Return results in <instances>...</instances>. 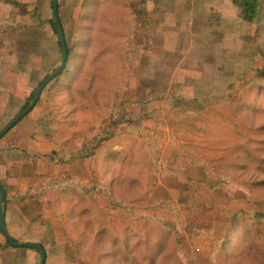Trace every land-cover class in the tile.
Returning <instances> with one entry per match:
<instances>
[{"label": "rangeland", "instance_id": "rangeland-1", "mask_svg": "<svg viewBox=\"0 0 264 264\" xmlns=\"http://www.w3.org/2000/svg\"><path fill=\"white\" fill-rule=\"evenodd\" d=\"M61 1L66 5L62 19L70 44V20L65 17L75 9V4L83 0ZM191 1L193 10L189 11ZM144 3L145 12L129 42L132 49L130 80L128 87L121 91L118 109L115 108V126L111 115L100 119L101 132L92 150L101 156L106 155V159H101L102 165L99 163L98 166L94 157L88 166L77 164L87 168L91 177L88 185L93 182L91 173L95 174L96 182L103 184L99 171L101 166L106 167V176L116 166V162L110 160V153L122 150L132 138L139 136L135 127L127 133L121 132L126 125L117 119L120 115H141L143 119L136 125L141 126V135L147 136L145 144L157 156V173L155 178L143 181V193L134 191L131 208L140 214L175 222L181 235V247L175 250L172 243L166 242L162 252L167 259L160 264H215L214 253L219 247V237L227 229L232 213L245 201L264 198V161L257 166L242 151L243 147L251 155L264 159V145L259 142L264 141V129L259 128L264 125V113L250 115L246 136L242 138L229 130L232 126L224 115L215 110L203 113L201 110L206 105L234 99L241 80L250 71L264 69V56L259 53L255 40L257 24L244 21L232 0H144ZM30 8L36 9V17L16 13L12 19L13 10L0 3V22H3L0 24L8 21L20 25L36 22L31 25L34 30L0 41L1 49L10 50L8 56L7 51L1 52L0 88L10 98L0 102V129L23 106L29 108L34 105L18 124L19 129L25 128L32 135L27 152L6 151L3 145L0 152V182L6 190L7 227L24 241L33 238L34 225L49 220H36L45 207L48 194L24 202L20 201V196L27 190L35 192L44 179L54 180L60 176L79 179L76 163L56 165L53 159L47 167L50 172L44 170L40 173L37 166L41 159L31 158L39 155L40 149H46V143H49L42 142L46 138L48 121L46 93L40 101L41 95L36 103L30 101L29 78L20 74H29L37 60V78L45 70L39 57L44 55L47 61L50 57H57L58 40L46 20L52 19L50 0H39L38 6L27 7ZM188 15L192 22H185ZM72 16L76 14L73 12ZM260 25H264V18ZM6 32L9 30L1 31L2 35ZM46 39L49 48L54 50L50 54L44 44ZM258 45L264 50V31ZM19 63H24V66ZM63 98L69 100L66 88L60 98L61 103ZM70 106L80 107L81 104L75 105L71 101ZM108 132L119 134L110 137ZM140 153V148H137L135 160ZM39 174H42L41 178L37 177ZM216 174L224 182L218 180ZM95 197L110 229L104 230L102 241L111 246L113 225L112 231L117 237H129L131 253L140 261L145 256L144 247L156 240L155 225L146 220L145 228L141 230L139 223L131 220L123 209L109 205L98 193ZM160 200L170 202L181 220L169 214L167 205L157 207ZM245 210L251 211L249 208ZM260 211L264 212V209ZM80 237L85 246L94 244L90 228L81 230ZM146 238L148 242L144 240ZM52 240L53 232L44 243L49 246ZM120 241V238L116 239V243ZM1 242L4 243L2 236ZM28 253L32 252L0 248V264H39L37 254L33 253L31 258ZM78 262L83 263L81 260Z\"/></svg>", "mask_w": 264, "mask_h": 264}, {"label": "trees", "instance_id": "trees-1", "mask_svg": "<svg viewBox=\"0 0 264 264\" xmlns=\"http://www.w3.org/2000/svg\"><path fill=\"white\" fill-rule=\"evenodd\" d=\"M38 1L0 0V3L13 10L10 16L13 19L16 13L36 17V9H27V7L33 4L38 6ZM57 1V16L64 33L68 56L64 69L46 86L39 99L40 101L43 94L46 93L44 97L47 102L48 121L45 139L55 146L56 151L31 157L33 159L40 158L41 164L37 168L38 170L44 168L47 172H50L47 167L50 162L54 161L53 159H55L56 165L84 163L86 166L89 165L92 157L96 159L97 166L99 163L102 165L101 159H106V155L101 156L98 152H92L94 142L101 132L100 119L111 115L112 125L115 126L113 119L117 118L115 117L116 109H118L116 108L117 103L121 91L128 87L130 80L129 62L132 49L129 47V42L137 27V22L145 12L144 0H83L81 3L75 4V9H71L69 15L65 17L67 21L70 20L71 41L69 44L62 19L66 5L61 0ZM232 4L240 10L244 21L257 24L255 40L259 53L264 56L263 48L258 45L264 31V25H260V21L264 18V0H232ZM73 12L76 16H72ZM46 20L55 36L52 19ZM35 23L34 21L30 24L20 25L8 21L0 24V41L11 35L18 36L22 32L28 33L34 30L31 25ZM2 29L9 30V32L2 35ZM56 43L57 57L54 59L50 57L48 61L44 55L39 57L45 70L37 78L36 75L39 71L37 60L34 61L29 74H20L29 78V97L61 63L60 46L58 42ZM44 44L49 54L54 51L49 48L47 39ZM2 51H7L8 56L10 50L0 47V63L3 56ZM51 62L53 64L49 66ZM7 63L10 64V59ZM19 64L24 66V63ZM43 72L45 73L43 74ZM64 88L68 90L70 101L63 98L61 99L63 103H61L60 98ZM7 98L10 97L5 96L0 88V102ZM71 101L75 105L81 104V106L72 107L70 106ZM211 110L224 115L232 126L229 130L244 138L250 115L260 116L264 113V69L250 71L247 77L241 80L234 99L206 105L201 112ZM118 114L120 113L118 112ZM120 116L117 119L118 122L126 125L121 128V132L127 133L135 127L139 136L137 133L138 137L132 138L131 142L126 143L125 148L110 153V160L116 162V166L107 176L106 167L101 166L99 171L103 176V184L95 181L94 173H91L93 181L91 185L82 184L78 179L60 176L54 180H42L35 192L27 190L19 199L24 202L44 193L48 194L45 207L36 216V220L44 218L50 220L53 240L49 242V246H57L65 241L71 242L79 260L83 262L82 264H110L112 261H117L118 264H160L167 259L162 252V247L166 242H170L175 250H179L182 241L181 235L174 221L151 214H140L131 208L134 191L138 190L143 193V181L156 177L158 159L145 144L147 136L141 135V126L136 125L143 117L141 115ZM20 121L0 139V152L3 150L2 145L6 151L11 149L20 153L27 152L29 138H32V135L25 128H18ZM259 128L264 129V125ZM107 134L115 136L119 133L108 132ZM259 142L264 145V141ZM137 148H140L141 153L140 157L135 160ZM242 151L248 156L251 163L257 166L262 165L263 158L251 155L243 147ZM41 176L42 174L37 175L38 178ZM216 177L224 182L218 174ZM2 187L6 196L3 184ZM96 193L102 196L109 205L123 209L131 220L139 223L141 230L145 228L146 220L155 225L153 231L156 240L151 245L144 247L145 256L140 258V261L131 253L132 248L128 244L129 237H117L112 231L113 225L111 234L114 240L111 246L108 247L102 241L105 236L104 230L110 229L106 226L107 218L102 214L103 210L96 200ZM261 202L264 204V198L245 201L232 213L227 229L219 237V247L214 253L215 264H264V212L260 211L264 209V205L261 206ZM164 205H167L166 209L169 214L180 219L170 202L160 200L156 204L160 208H164ZM247 208L251 211L245 210ZM3 211L5 218L6 205L3 206ZM5 224L9 235L15 242H26L18 237V233H11L8 230L6 219ZM88 228L91 229L94 238V244L91 246H85L80 237L81 230ZM0 236L3 237L1 232ZM117 238L121 239L119 243H116ZM3 240L4 243H0V248L4 251L20 250L36 253L40 260L37 250L13 248L4 237ZM144 240L148 242L147 238ZM46 245V243L41 244L43 249ZM74 264H79V262Z\"/></svg>", "mask_w": 264, "mask_h": 264}, {"label": "water", "instance_id": "water-1", "mask_svg": "<svg viewBox=\"0 0 264 264\" xmlns=\"http://www.w3.org/2000/svg\"><path fill=\"white\" fill-rule=\"evenodd\" d=\"M51 8H52V22L53 26L56 32V37L58 40V44L60 46V51H61V63L59 66L52 72L50 73L39 85V87L35 90V92L32 94L30 101L32 100L33 103H36L43 91V89L46 87V85L52 81L56 76H58L61 71L64 69L66 61H67V48H66V43H65V38H64V33L61 27V24L59 22L58 16H57V8H58V2L57 0H51ZM33 104L29 107L26 108L24 106L22 109L18 111V113L9 121L5 127H3L0 130V139L8 132L10 131L32 108ZM6 197H5V191L2 187V184L0 182V232L3 235L4 239L7 241V243L13 247V248H27L30 250H37L39 252L40 260L39 264H45L46 261V254L41 246V244L37 242H20L17 243L13 240V238L9 235L7 229H6V224H5V218H4V211H3V206L5 205Z\"/></svg>", "mask_w": 264, "mask_h": 264}, {"label": "crops", "instance_id": "crops-1", "mask_svg": "<svg viewBox=\"0 0 264 264\" xmlns=\"http://www.w3.org/2000/svg\"><path fill=\"white\" fill-rule=\"evenodd\" d=\"M188 9L189 11L193 10L192 1ZM185 22H192L189 15L187 16V19L185 18ZM46 141L47 140L44 139L42 142L46 143ZM46 146H47L46 149H40L41 150L40 151L39 146L37 145L38 150L41 152L39 155L52 152V151H56V148L54 145L46 143ZM76 170H77V176L79 178L78 180L82 184L88 185L91 181V177L85 165L77 164ZM43 171H44L43 168L39 170L40 173ZM52 232L53 231H52L50 221L49 220L42 221L33 226V234H34L33 238H31L29 241H26V242H37L39 244L44 243L46 239L52 236ZM44 251L46 254L45 264H74L79 261L77 252L74 246L69 241L61 242L57 246H51V247L46 246ZM27 255L32 258L33 253H28Z\"/></svg>", "mask_w": 264, "mask_h": 264}]
</instances>
